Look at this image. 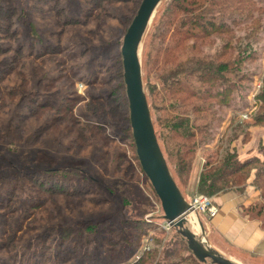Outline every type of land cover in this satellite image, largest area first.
<instances>
[{"label": "rangeland", "instance_id": "rangeland-1", "mask_svg": "<svg viewBox=\"0 0 264 264\" xmlns=\"http://www.w3.org/2000/svg\"><path fill=\"white\" fill-rule=\"evenodd\" d=\"M231 1L239 11L223 6L222 12L233 35L212 37L202 48L209 53L227 40L243 51L250 45L245 54L254 58L242 64L249 80L242 93L251 95L262 71L264 0ZM142 2L0 0V264H205L163 220L137 157L121 50ZM169 4L164 0L157 9L140 51L162 150L171 132L165 109L172 103L160 99L166 91L149 44ZM237 96L213 108V122L207 111L198 123L196 129L212 122L208 138L196 131L189 142L195 148L182 178L177 162L167 158L181 141L164 153L188 203L200 194L191 175L197 155L216 168L226 155H237L232 135H247L241 128H229L221 140L215 135L231 110L239 120L237 113L250 106ZM205 217L199 216L203 224ZM199 219L189 227L201 236Z\"/></svg>", "mask_w": 264, "mask_h": 264}, {"label": "trees", "instance_id": "trees-1", "mask_svg": "<svg viewBox=\"0 0 264 264\" xmlns=\"http://www.w3.org/2000/svg\"><path fill=\"white\" fill-rule=\"evenodd\" d=\"M241 3L242 0L237 1L238 6ZM223 6L239 11L231 0H171L168 9L159 16L158 32L153 34L149 44V54L154 63H158V80L166 91L160 99L172 103L169 110L165 109L171 132L170 136L163 138L162 151L169 154L172 141H181L175 146L176 154L167 157L169 162L170 159L172 163L177 162L179 178L184 175L188 157L192 156L190 154L195 148L189 142L195 138L196 131L199 136L204 135L203 140L208 138L205 130L215 118L213 108L229 106L235 94L244 96V99L249 95L242 93L244 82L249 81L242 72V64L254 58L253 54H245L250 45H247V50L244 46L246 51H243L232 40H227L220 41L209 53L202 48V43L212 37L233 35L231 26L224 22ZM247 14L254 17L249 9ZM231 18L233 15L229 16ZM235 23L236 19H231V24ZM252 36L253 31L247 34L246 39L251 40ZM153 52L156 53L154 56ZM156 86L150 87L155 89ZM259 98L264 102V86ZM207 111L212 122L196 129L198 123L205 120ZM256 164V159L241 162L235 154L226 155L216 168H208L210 163H207L200 177L199 193L213 197L227 190L242 189ZM256 186L264 197V169L259 172Z\"/></svg>", "mask_w": 264, "mask_h": 264}, {"label": "water", "instance_id": "water-1", "mask_svg": "<svg viewBox=\"0 0 264 264\" xmlns=\"http://www.w3.org/2000/svg\"><path fill=\"white\" fill-rule=\"evenodd\" d=\"M164 0H143L124 37L121 55L137 157L161 202L163 220L179 234L196 259L207 264H240L214 249L199 219L201 236L189 227L190 205L178 187L161 149L143 82L141 46L157 9Z\"/></svg>", "mask_w": 264, "mask_h": 264}, {"label": "crops", "instance_id": "crops-1", "mask_svg": "<svg viewBox=\"0 0 264 264\" xmlns=\"http://www.w3.org/2000/svg\"><path fill=\"white\" fill-rule=\"evenodd\" d=\"M261 62L262 71L255 88L257 85L261 87L254 99V92L244 99L250 102V106L246 108L249 120H241L239 115L244 111L237 113L239 120L234 118L231 110L227 120L215 132L217 139L221 140L229 128L232 133L237 128L246 131V136L241 133L237 135L236 132L234 139L232 135L231 148L236 150L241 162L256 159L257 164L252 167L242 189L227 190L212 197L219 211L216 216L204 219L210 245L228 259L240 264H264V197L262 190L256 186L259 172L264 169V102L259 98L264 86V55ZM235 122L236 126H233ZM204 166V155H197L191 172L196 185Z\"/></svg>", "mask_w": 264, "mask_h": 264}, {"label": "built area", "instance_id": "built-area-1", "mask_svg": "<svg viewBox=\"0 0 264 264\" xmlns=\"http://www.w3.org/2000/svg\"><path fill=\"white\" fill-rule=\"evenodd\" d=\"M260 87H261L260 85H257L256 91H254L253 93V99L256 97ZM240 116L242 121H247L249 120L250 115L247 110L241 113ZM189 205L191 212L190 215L195 214L196 216H200L201 214H204L207 217L212 218L216 216L219 211L217 205H215L212 198L206 197L205 195H201V194H196L192 198L191 202H189Z\"/></svg>", "mask_w": 264, "mask_h": 264}, {"label": "bare ground", "instance_id": "bare-ground-1", "mask_svg": "<svg viewBox=\"0 0 264 264\" xmlns=\"http://www.w3.org/2000/svg\"><path fill=\"white\" fill-rule=\"evenodd\" d=\"M196 215L195 214H192V215H190L189 217H188V219H189V221H190V225L193 223V221H196V217H195ZM193 220V221H192Z\"/></svg>", "mask_w": 264, "mask_h": 264}]
</instances>
